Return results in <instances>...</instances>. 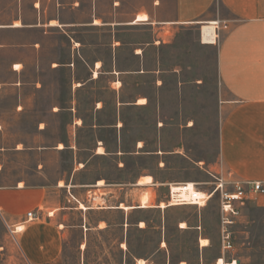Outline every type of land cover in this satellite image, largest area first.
Segmentation results:
<instances>
[{"label":"crops","instance_id":"1","mask_svg":"<svg viewBox=\"0 0 264 264\" xmlns=\"http://www.w3.org/2000/svg\"><path fill=\"white\" fill-rule=\"evenodd\" d=\"M118 6L113 2L107 12L98 15L91 0H0V91L16 92L19 97L9 108L33 105L32 94L24 89L44 87V67L66 71L72 97L69 106L58 110L70 112L67 148L73 161L69 172L49 181L46 160L40 157L33 172L0 184V216L7 228H24L18 243L27 264H64L65 242L74 230L80 232L77 247L82 254L91 232L112 225L110 213L147 209L138 207L143 193L153 196V206L161 202L166 207L167 187L179 181L156 179L153 174L160 173L158 168L151 172L141 168L130 178L124 176L123 160L139 152L142 145L140 140L134 145L130 138L124 144L120 116L124 108L147 103L138 104L140 92L134 81L152 72L144 67V53L157 40L164 41L166 30L217 22V38L210 43L215 44L220 86L216 169L264 181V0H157L132 12H122ZM141 13L147 15L146 20L136 19ZM54 36L63 37L64 42L58 44ZM56 45L59 49L54 50ZM86 89L98 93L89 103L91 114L87 116L79 113L77 99ZM105 92L113 94L115 110L113 121L107 123L100 121ZM4 123L0 119V125ZM41 124H37L39 131ZM85 126L93 136L90 146L82 148L76 137ZM105 128H112L111 138ZM65 148L56 147V151ZM12 150L17 156L26 153L23 148ZM46 150L40 147L33 152L45 156ZM85 150L87 158L83 159ZM100 159L116 163L117 177L90 166L89 161ZM146 175L150 182L135 185ZM29 211L35 214L30 220L26 217ZM1 248L6 252L0 253V264H16L11 250ZM79 262L83 264L82 257Z\"/></svg>","mask_w":264,"mask_h":264},{"label":"rangeland","instance_id":"2","mask_svg":"<svg viewBox=\"0 0 264 264\" xmlns=\"http://www.w3.org/2000/svg\"><path fill=\"white\" fill-rule=\"evenodd\" d=\"M91 1L95 3L97 14L102 15L113 2H117V8L122 12H132L138 7H149L157 0ZM160 1L165 3L167 0ZM53 38L58 44L64 42L61 36ZM163 39V42L157 40L144 53V67L152 72L134 81L136 91L140 92L138 100L145 97L140 99L147 103L120 110L124 144H129L130 138L134 145L139 140L142 145L139 152L123 160L124 176L130 178L141 168L144 172L158 168L160 173L153 174L156 179L194 182L199 189H211L213 179L208 171L217 170L220 99L215 44L202 43L200 28L196 25L172 32L166 30ZM57 49L56 45L54 50ZM124 56L128 57L127 53ZM41 80L44 83L41 89H24L25 93L32 94L34 102L26 109L11 110L9 107L17 103L18 94L0 91V119L5 122L0 125V184L12 183L33 172L40 157L46 160L45 172L49 181L67 174L72 165L73 155L67 148L70 112L66 109L58 111L69 106L72 98L66 71L44 67ZM97 95L89 89L78 93L79 113L91 114L89 103ZM103 95L106 105L100 121L107 123L113 121L115 115L114 96L111 92ZM40 121L43 123L41 131L37 128ZM111 130L105 128V134L110 138ZM92 136L87 126L78 130L79 147H89ZM60 143L66 148L57 152ZM14 147L23 148L26 153L17 156L12 150ZM40 147L47 149L45 156L33 152ZM86 155L87 150L81 157L86 159ZM89 163L103 174L116 176V163L112 159ZM110 214L112 225L104 231L91 232L90 242L82 254L78 253L77 247L80 232L73 231V237L65 242L64 264H80L81 257L83 264H137L140 258L150 264H216L221 258L217 194L201 207L152 206ZM140 222L144 223L142 227ZM181 222L185 224L184 228L180 227ZM231 230L235 246L233 255L239 260L237 264H264V197H256L247 204ZM20 234L11 235L0 216V253L6 252L2 246L8 247L16 264H27L19 248ZM200 239H207V245L202 247ZM120 243H125V250ZM230 257V253H225L226 260Z\"/></svg>","mask_w":264,"mask_h":264},{"label":"built area","instance_id":"3","mask_svg":"<svg viewBox=\"0 0 264 264\" xmlns=\"http://www.w3.org/2000/svg\"><path fill=\"white\" fill-rule=\"evenodd\" d=\"M215 25L216 39L217 23ZM208 174L213 179L211 182V184H213L211 189H199L198 185L194 182L174 183L168 187V196L165 205H196L201 207L203 204H206L213 195L217 194L220 214L218 226L221 259L224 264H237L239 260L233 255L235 246L231 227L237 222L242 209L247 204L253 202L256 197H264V181L242 179L236 177L229 171L223 174L217 170H209ZM34 216V212L31 211L26 214L28 220L34 218ZM19 227L21 226H8L9 233L14 235L20 232L22 229ZM120 247L125 250V243H120ZM225 253H230L231 257L228 260L225 259Z\"/></svg>","mask_w":264,"mask_h":264},{"label":"bare ground","instance_id":"4","mask_svg":"<svg viewBox=\"0 0 264 264\" xmlns=\"http://www.w3.org/2000/svg\"><path fill=\"white\" fill-rule=\"evenodd\" d=\"M137 20H146L147 19V15L144 14V13H141V14H138L137 15ZM98 21H96L97 23ZM52 24H54L53 22H51ZM217 22H206L204 24L201 25L200 27V35H201V39H202V43H214L215 42V36H216V24ZM16 25L18 23H15ZM18 66V65H16ZM145 101V99H139L138 100V103L140 104H143ZM138 146H140V143L138 144ZM58 149H62L63 148V145L60 143L57 147ZM99 151H101V149L99 148ZM151 181V177L146 175V176H143L141 178H139L137 180V183L135 185L137 186H140V185H144L148 182ZM202 194V192H201ZM153 197V196H152ZM151 195L148 194V192L146 193H143L141 196H140V200H139V205L138 207L139 208H148V207H151L153 206V200L151 199L152 198ZM205 204H203L204 206ZM122 208L124 209H129V208H133L134 206H126V205H121ZM159 207H165L163 203L160 202V205ZM143 222H140V227L143 226ZM180 227L181 228H184L185 227V224L183 222L180 223ZM20 229H22L23 227H19ZM208 243L207 239H200V245L203 247V246H206ZM137 264H150L148 263L147 261H145L144 259H137ZM184 264V263H182ZM216 264H224L223 263V260L220 258L217 260Z\"/></svg>","mask_w":264,"mask_h":264}]
</instances>
